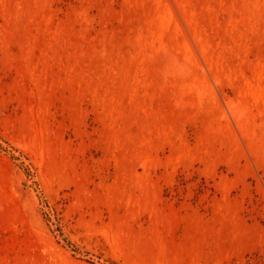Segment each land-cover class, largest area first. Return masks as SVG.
<instances>
[{
  "label": "rangeland",
  "instance_id": "1",
  "mask_svg": "<svg viewBox=\"0 0 264 264\" xmlns=\"http://www.w3.org/2000/svg\"><path fill=\"white\" fill-rule=\"evenodd\" d=\"M0 264H264V0H0Z\"/></svg>",
  "mask_w": 264,
  "mask_h": 264
}]
</instances>
